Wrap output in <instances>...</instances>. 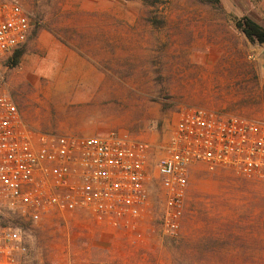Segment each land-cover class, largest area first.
Returning <instances> with one entry per match:
<instances>
[{
	"label": "rangeland",
	"instance_id": "obj_1",
	"mask_svg": "<svg viewBox=\"0 0 264 264\" xmlns=\"http://www.w3.org/2000/svg\"><path fill=\"white\" fill-rule=\"evenodd\" d=\"M18 1L36 28L21 62L0 66V87L33 128L122 129L156 143L191 106L264 121V44L234 22L248 15L264 26V0H233L230 11L202 0ZM0 222L25 229L28 264H264V178L193 165L174 237L162 231L155 191L133 228L85 210L39 222L0 213Z\"/></svg>",
	"mask_w": 264,
	"mask_h": 264
},
{
	"label": "built area",
	"instance_id": "obj_2",
	"mask_svg": "<svg viewBox=\"0 0 264 264\" xmlns=\"http://www.w3.org/2000/svg\"><path fill=\"white\" fill-rule=\"evenodd\" d=\"M36 21L18 0H0V66L33 35ZM231 167L264 178V121L202 106L179 111L156 143L129 130L75 135L28 125L12 94L0 87V213L39 222L87 211L109 228H133L160 199L165 235L177 236L190 169ZM25 229L0 222V264H28Z\"/></svg>",
	"mask_w": 264,
	"mask_h": 264
},
{
	"label": "trees",
	"instance_id": "obj_3",
	"mask_svg": "<svg viewBox=\"0 0 264 264\" xmlns=\"http://www.w3.org/2000/svg\"><path fill=\"white\" fill-rule=\"evenodd\" d=\"M149 4L159 3L161 0H143ZM203 2L212 4L214 6L223 8V3L221 0H202ZM234 22L236 27L242 31L252 42H258L264 44V26L251 18L248 15H244L242 17L234 16ZM35 32V30H34ZM25 45L17 48L13 51L8 59V65L10 67L17 66L25 53Z\"/></svg>",
	"mask_w": 264,
	"mask_h": 264
},
{
	"label": "crops",
	"instance_id": "obj_4",
	"mask_svg": "<svg viewBox=\"0 0 264 264\" xmlns=\"http://www.w3.org/2000/svg\"><path fill=\"white\" fill-rule=\"evenodd\" d=\"M225 6L226 9H228L229 11L233 8H235V4L233 2V0L229 1V0H221ZM57 40V39H55Z\"/></svg>",
	"mask_w": 264,
	"mask_h": 264
},
{
	"label": "water",
	"instance_id": "obj_5",
	"mask_svg": "<svg viewBox=\"0 0 264 264\" xmlns=\"http://www.w3.org/2000/svg\"><path fill=\"white\" fill-rule=\"evenodd\" d=\"M262 57H263V59H264V48H263V50H262Z\"/></svg>",
	"mask_w": 264,
	"mask_h": 264
}]
</instances>
